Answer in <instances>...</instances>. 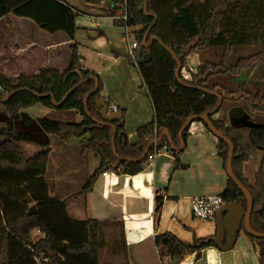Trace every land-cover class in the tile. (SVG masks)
<instances>
[{"label":"trees","instance_id":"1","mask_svg":"<svg viewBox=\"0 0 264 264\" xmlns=\"http://www.w3.org/2000/svg\"><path fill=\"white\" fill-rule=\"evenodd\" d=\"M246 2L128 0L124 7L120 1L115 0L106 6L108 16L117 12L122 14L124 9L126 11V20H115V25L139 28L132 33L137 44L133 51L134 60L128 54L126 57L141 78L153 117L136 129V142L132 144L127 140L123 110L117 109L115 113H119L118 117L107 118L101 114L102 105L99 103L102 102L107 108L108 115L113 113L110 110L111 104L100 96L102 81L99 76L82 69L75 45L69 48V65L62 73L40 69L36 75L8 78L0 72V107L4 109L10 123L21 121L29 125L31 119L21 111L37 104L58 112L74 111L81 118L78 123L46 117L36 119L37 135L42 137L40 140L27 132L14 135L20 142L42 148L32 157L25 158L20 148L8 139L0 143V264H99V252L106 249L103 228L107 223L93 219H72L66 212L68 200L85 197L92 191L98 177L107 171L116 173L120 169L122 174L129 176L138 174L143 163L163 146L167 147L171 155L176 156L177 153L171 151L163 137L151 145L144 158L139 160L150 142L157 139L164 130L173 145L179 147V132L187 120L193 117L194 122L201 123L197 118L216 107L217 98L196 87L206 91H222L225 95L222 102L243 98L249 116L254 122L263 125V129L230 127L222 120L213 118L221 106L208 117L213 127L233 145V176L252 199L250 228L258 233L264 232V157L252 186L242 173V165L255 161L258 149L264 151V121L253 119L264 113V96L257 91L253 94L244 92L242 86L237 91L228 92L211 81L216 76H238L264 57L263 44L259 52L239 59L232 65L229 63L231 42L226 38L220 39L219 24L228 19L233 7ZM9 14L29 18L47 33L62 31L69 39H73L74 15L63 0H0V18ZM147 30L146 44L150 38H156L157 41L152 40L148 47H144L141 42ZM212 43L223 47L220 61L202 63L194 71L188 70L186 57L192 52L208 49ZM237 44H240V40ZM167 50L180 64V83L175 78L177 64ZM208 81L210 85L206 84ZM95 83L97 89L93 91ZM70 90L73 91L60 103ZM44 136L54 137L60 143L85 137L82 151L94 154L98 159V166L86 179L81 190L63 201L50 196L51 188L44 179L49 155V143ZM187 136L188 127L181 132L184 149ZM227 150L226 144L217 140L216 151L223 170ZM27 197L30 203L26 201ZM220 198L224 205L239 204L246 208L244 196L230 179H227ZM160 203L161 198L156 197L155 211L159 209ZM30 204L35 207L32 215L27 213ZM34 229L42 237L32 243L30 232ZM240 229L259 247L257 261L258 264H264V239L250 237L241 225ZM214 236L193 237L192 241L186 242L168 231L156 234L154 244L162 248L167 257V261L162 264H181L185 256L194 253L198 259L201 250L215 247L211 242Z\"/></svg>","mask_w":264,"mask_h":264},{"label":"crops","instance_id":"2","mask_svg":"<svg viewBox=\"0 0 264 264\" xmlns=\"http://www.w3.org/2000/svg\"><path fill=\"white\" fill-rule=\"evenodd\" d=\"M63 1L74 15L73 39H69L62 31L47 33L29 18L12 14L0 18V72L8 78L36 75L40 69L62 73L69 65V48L75 45L82 69L94 72L102 81L100 96L117 109L124 111L127 140L131 144L135 143L136 129L148 123L153 117L149 99L141 85V78L126 57L129 45L133 41L132 33L139 28L114 24V15L106 14V6L115 0ZM117 14L120 13L117 12L115 15ZM186 62L187 69L197 68L201 62L198 51L189 54ZM253 74L251 71L249 75H245L247 82L264 81V78H253L255 76ZM231 110L232 116L236 117L241 112L247 113L237 100L230 103L224 111L216 113L213 118L229 125L228 113ZM26 116L31 119L29 125L26 126L20 121L22 126L27 128L26 131H29L32 125L37 128L35 120L41 117ZM43 138L49 143L45 175L50 160L55 170L52 181L59 191L54 198L66 200L81 190H71L67 186L73 183L74 173L81 166L84 153L80 155L74 153L75 148L71 142L76 139L59 144L50 136ZM82 139L85 140V137ZM216 146L217 139L203 124L193 122L188 128L185 149L183 148L184 150L176 156L166 153L153 154L143 163L141 171L133 176L122 174L119 169L114 173L115 177L110 179L108 178L110 171H107L105 176H99L103 178V195L98 194L93 186L92 191L85 197L68 200L66 212L75 220L93 219L107 223L103 228V235L106 229L115 228L120 246L126 252L125 264H162L167 261V257L162 248L155 246L154 236L170 232L175 222L190 230L187 213L190 211L191 220L195 219L191 215V199L220 195L225 189L227 176L217 155ZM263 157L264 151L258 149L257 159L242 165L243 176L251 186L254 184ZM92 166L94 171L98 166V159ZM156 197L161 198L157 211ZM166 207H171L173 212L164 220L162 212ZM88 209H92L93 212L90 218L85 213ZM214 234L215 231L208 237ZM238 237L250 242L255 258L258 259L256 244L242 232ZM181 264L239 263L231 258L226 259L223 252L216 247H207L200 251L198 259L193 253L185 256Z\"/></svg>","mask_w":264,"mask_h":264},{"label":"rangeland","instance_id":"3","mask_svg":"<svg viewBox=\"0 0 264 264\" xmlns=\"http://www.w3.org/2000/svg\"><path fill=\"white\" fill-rule=\"evenodd\" d=\"M103 22V20H101ZM220 39L226 38L228 42H231L229 63L235 64L237 60L251 56L259 52L260 46L264 44V0H247L245 4L235 6L231 9L228 19L219 24ZM240 40V44H237ZM212 45L206 49L198 51L200 64L202 63H218L221 59L223 47L222 45ZM187 64V62H186ZM187 68V67H186ZM253 71L255 76L253 78H264V57L257 61L251 68L243 70L238 76H216L212 78L213 84H218L222 86L226 91L233 92L237 91L239 86L243 87L244 92L251 91L259 92L264 96V81L262 83H251L247 82L245 75H249V72ZM245 73V74H244ZM208 81L206 84L210 85ZM250 93V92H249ZM237 101V100H236ZM234 101L226 99L221 104L220 111H224L225 108ZM239 105L243 106L247 110V105L243 98L239 99ZM23 115H28L32 118L46 117L51 120L61 121V122H80V117L75 115L73 111L58 112L55 110L46 109L40 105H34L28 109L21 111ZM251 116H254L253 114ZM222 118L225 117L222 115ZM253 119L263 122L264 113H260L254 116ZM8 117L4 109L0 107V143L6 139L15 143L23 153L25 158L32 157L42 148L38 145L32 143H25L18 141L14 135L18 133H32L40 140L41 136L37 135V128L32 125L29 131L27 128L22 126V123H8ZM224 122V121H223ZM52 140L59 143L56 138L51 137ZM84 139L79 138L73 140L71 144L73 145L74 153L76 155L84 153L81 160V166L75 171L73 177V183L69 184L67 188L71 190L81 189L85 179L92 174L93 166L92 164L97 163V158L94 154L82 151L84 145ZM72 150V149H71ZM91 160V161H90ZM55 177V170L51 165L49 160L48 170L44 176L45 182L49 188H51L50 196L55 197L58 195L57 187L52 181ZM115 174L112 172L108 173V178H114ZM94 190L98 191V194L103 195V178L99 177L94 185ZM56 189V191H55ZM31 205V204H30ZM172 208L166 207L162 212L163 219L172 214ZM87 217H92V209H88L85 212ZM189 219L190 230L183 228L179 222H175L171 227L170 232L176 235L179 239L190 242L192 237H206L213 234L215 231V224L209 221H203L199 219L191 220L190 211L187 213ZM127 224V229H128ZM104 242L106 249L101 250L99 253V264H125L126 263V252L119 243V237L115 228L106 229L104 231ZM31 242H36L42 237V234L37 230H31ZM194 235V236H193ZM256 244V243H254ZM257 246V245H256ZM258 252H259V247ZM223 256L227 258L234 259L235 262L239 264H258L255 258L253 249L249 241H245L242 237H238L235 245L231 250L223 252ZM237 260V261H236ZM39 261V260H38Z\"/></svg>","mask_w":264,"mask_h":264},{"label":"water","instance_id":"4","mask_svg":"<svg viewBox=\"0 0 264 264\" xmlns=\"http://www.w3.org/2000/svg\"><path fill=\"white\" fill-rule=\"evenodd\" d=\"M146 8V4L144 3V10ZM149 30L146 31L143 40L141 42L142 46L148 47V45L151 43L152 40L157 41L156 38H150L148 43L146 44V38L148 35ZM160 45L163 47L162 43ZM169 54L174 58L177 68L175 70V78L176 80L180 83L179 80V71H180V64L178 62V59L173 56V54L167 50ZM188 49L186 50V53H188ZM74 87L73 89H75ZM201 91L213 95L217 98L218 103L216 107L207 112L206 114L198 117L197 119L201 121L202 124H204L207 128V130L217 139V140H222L228 150H227V158L225 162V174L227 176V179H230L235 186L240 190L242 195L245 198L246 201V208L244 209L241 205L239 204H228V205H223L221 209L218 211L216 215V220H215V236L211 238V242L214 244V246L221 252H225L228 250H231L233 246L235 245V242L237 240L238 234L241 232L240 225L242 226L244 232L249 235L252 238H258V239H264V232L263 233H258L253 231L250 228L249 225V219L252 211V199L248 193V191L234 178L233 173H232V168H231V162H232V157H233V145L232 143L223 135H221L211 124L209 120V116L213 115L216 113V111L220 108L222 104L223 97L225 96L222 91L218 92L217 89L214 91H206L204 89L198 88ZM97 89V84L95 83V88L93 91H96ZM73 90H70L61 100L60 103H63V101L66 99V97L72 92ZM87 97L84 99V102L86 101ZM102 105V109L100 110L101 114L107 118H112V117H118L119 113L113 112L112 114H107V108L103 106L102 102L99 103ZM55 106L57 104L54 103ZM232 111H229L228 113V118H229V126L230 127H241V128H258V129H263V125L260 123H256L252 120V118L245 112H241L238 117L232 116ZM194 118L191 117L187 120V122L184 124L182 129L179 132V147H175L167 134V132L164 130L160 133L159 137L157 139H154L150 142L149 146L145 149L144 153L140 157L139 160H142L144 156L147 154L148 149L151 145L156 144L159 142L163 137L166 138L169 147L173 153H180L183 150L184 147V142L181 139V132L184 128H189V126L194 122ZM114 137V131H113V136L111 141H113ZM115 154V153H114ZM138 160V161H139ZM26 201L30 203V199L27 197ZM28 215H32L35 213V207L31 205L28 209ZM226 238V241H225Z\"/></svg>","mask_w":264,"mask_h":264},{"label":"built area","instance_id":"5","mask_svg":"<svg viewBox=\"0 0 264 264\" xmlns=\"http://www.w3.org/2000/svg\"><path fill=\"white\" fill-rule=\"evenodd\" d=\"M116 1H120L124 7H126V5L128 4V0H116ZM113 19H115V20H126L125 9H124V12L122 14L114 15ZM96 25H98V23H96ZM136 48H137V44L133 39V41L129 45L128 52H127V54L130 56L131 60H134L133 51ZM194 70L195 69H193L191 71H194ZM110 110L112 112H116L117 107L114 105H111ZM158 153H166V154L170 155V152L168 151L166 146H163L160 151L155 152L154 154H158ZM101 175L105 176L106 173H102ZM223 205L224 204L222 203L220 195L194 197L190 201L191 215L193 218L215 223L216 215Z\"/></svg>","mask_w":264,"mask_h":264},{"label":"flooded vegetation","instance_id":"6","mask_svg":"<svg viewBox=\"0 0 264 264\" xmlns=\"http://www.w3.org/2000/svg\"><path fill=\"white\" fill-rule=\"evenodd\" d=\"M233 113V112H232Z\"/></svg>","mask_w":264,"mask_h":264}]
</instances>
